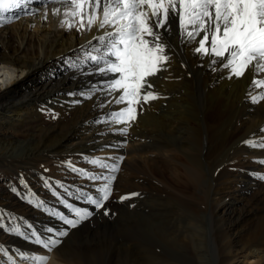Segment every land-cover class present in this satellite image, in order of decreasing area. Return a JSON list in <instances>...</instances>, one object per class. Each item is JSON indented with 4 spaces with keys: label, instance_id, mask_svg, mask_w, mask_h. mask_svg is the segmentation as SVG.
<instances>
[{
    "label": "bare ground",
    "instance_id": "6f19581e",
    "mask_svg": "<svg viewBox=\"0 0 264 264\" xmlns=\"http://www.w3.org/2000/svg\"><path fill=\"white\" fill-rule=\"evenodd\" d=\"M26 7L9 9L4 18L11 20ZM38 7L46 9L37 10L34 19L0 24V167L24 179L33 178L39 186L29 194L47 215L54 216L64 213L66 205L83 207L98 188L91 183L102 180L91 177H106L111 171L90 162L99 160L94 152L117 150L127 156L99 161L118 165L122 185H134L128 196L138 194V207L151 202L146 208L158 212L161 224L141 216L145 221V227L141 226L143 254L139 252L136 258L126 251L109 264H175V257L182 252L191 264H209L201 252L205 245L202 224L209 208L216 232L214 242L218 246L223 243L222 255L217 258L222 264L232 246L230 227L264 213V184L258 185L259 177L264 176V163L260 162L264 161V148L246 143L264 140V100L253 103L251 99L264 88L251 86L254 71L249 69L244 77L229 79L228 70L220 64L212 65L210 57L194 53L196 43H182L178 28L173 26L167 52L170 59L166 70L158 73L159 98L142 103L136 120L124 133L126 125L111 119V113L125 107L111 102L119 93L109 95L104 90L106 78L84 60L90 42L96 44L94 38L103 30L97 26L91 31L78 30V20L71 29L62 26L67 8L61 4L32 0L27 10ZM57 8L59 15L53 14ZM30 21L36 32L30 30ZM258 78H264V73ZM90 93L91 98H87ZM206 187L204 202H196L194 207L188 193ZM256 187L257 192L247 200L245 191ZM61 188L65 193L58 191ZM49 193L56 195L54 199L48 198ZM33 209L24 210L16 224L10 225L6 219V225L2 219L3 229L19 231H9V240L0 249L46 251L35 243L36 236L47 240L53 235L41 229L35 236L33 232L27 235L22 227L28 217L38 219L37 225L49 221L50 215L36 218ZM89 209L96 211L94 205ZM258 216L250 233L256 246L264 241V214ZM59 239L55 255L70 264H96L97 251L105 248L98 241L94 252L76 251ZM47 264L58 263L51 258Z\"/></svg>",
    "mask_w": 264,
    "mask_h": 264
},
{
    "label": "snow or ice",
    "instance_id": "6c2138e0",
    "mask_svg": "<svg viewBox=\"0 0 264 264\" xmlns=\"http://www.w3.org/2000/svg\"><path fill=\"white\" fill-rule=\"evenodd\" d=\"M31 2L0 0V24L11 22L3 15L9 9L26 7ZM48 2L67 8L62 26L71 29L76 27L78 20V30L91 31L93 26L103 30V34L94 38L96 44L90 42L84 60L106 78L104 90L109 95L119 93L111 102L125 107L111 113V119L114 123L126 125L122 129L124 133L136 120L138 106L159 98L149 90L152 84L148 78L166 70L174 25L178 26L182 43H196L194 53L210 57L212 65L220 64L222 69L228 70L229 79L244 77L252 69L255 77L251 86L264 88V78H258L264 73V0H41V3ZM25 14L34 12L29 10ZM53 14L59 15L60 9H55ZM96 90L93 86V91ZM87 98H91V93ZM251 99L253 103L264 100V92L251 96ZM246 143L251 147L264 148V140ZM90 162L102 168L110 167L112 172L118 171V165L109 166L99 160ZM91 178L105 181L97 188L95 198H87L99 209L109 199L115 177ZM259 178L264 179V176ZM66 206L78 218L60 215V219L70 227H76L81 220L92 215L87 209ZM48 231L53 232V236L47 240L36 236L35 243L52 252L61 242L59 237L67 235V231ZM20 256L32 260L33 264H47L48 260L47 256L29 257L23 253Z\"/></svg>",
    "mask_w": 264,
    "mask_h": 264
},
{
    "label": "rangeland",
    "instance_id": "374dc122",
    "mask_svg": "<svg viewBox=\"0 0 264 264\" xmlns=\"http://www.w3.org/2000/svg\"><path fill=\"white\" fill-rule=\"evenodd\" d=\"M32 5L37 6L39 5V3L32 4ZM28 7H29V4L27 5L26 9H21L19 13H16V14L14 13L15 16L13 15L14 18L12 17L10 23H15L19 19H27L30 17L33 18L37 10L40 13L46 9L43 7L42 8L38 7L35 10L33 9L31 10L32 12L34 11V14L28 15V14H25V12L29 11L27 10ZM15 18H18V19H15ZM4 24H9V23L6 22ZM29 24H30L29 28H31L30 30L34 31L35 28H33L31 25L33 24V21H30ZM42 24L43 22H40L39 26H41ZM176 28H178V26H176ZM36 30L37 29H35V32ZM159 77L161 76H158V73H157L155 77L153 76L151 79H149V82L152 81L150 82L152 84V87L155 86V88L150 89V91L152 90V92H154L155 94L158 91V86H161L159 85L160 83ZM156 78L158 80H156ZM137 110H140L139 106ZM2 132L3 131L0 127V134H2ZM204 141L205 143L206 142L208 143L206 139ZM94 153H95L94 155H96L99 160L109 159V158H115L119 160L120 158L123 159V157L127 156L126 154L119 153L117 152V150H113L110 148H101L98 152H94ZM221 168L222 166L219 167V169ZM119 171H120V168H118V171L116 172L109 171L108 175L106 176V177L114 176L115 179L111 183V195L109 196V199L104 202L103 207L99 209L96 208V211L92 212L89 208H91L93 204L88 202V199L84 201L86 204L83 202L84 203L83 207L77 206V208H80V209L88 208L87 210L91 212L92 215L81 220L77 224L76 227H70L69 225L65 224L60 219V215L66 216L69 219H78L77 217H75L74 214L70 212V209L67 208L65 209L64 213H58L60 215L56 213L54 214V216H51V213H48L51 217L49 218L47 217L49 221L46 222L45 224L37 225L36 222H38V219H33L31 217L24 219L23 220L24 223L22 224L24 233H26L27 235L32 232L37 234L38 232L37 230L41 229L42 230L41 232H44V230H46L44 233L48 232V234L53 235V232H49L48 229H53L54 232H60V231H65L64 228L69 227V230H67V235L62 237V239H64L63 242L65 246L67 247L69 246V248H72L76 251L77 250L82 251V252L85 249H89V251L94 252L93 249L95 248V245L97 244L99 245V243H97L98 241H101V244L105 246L106 249L104 248L103 251H99V252L97 251L96 259H98V261L96 260V264H109V263H112L114 260L117 261L119 258L118 255L120 254L121 256V254H123L126 251L130 252L131 255L133 254L134 257L139 256L140 254H143L142 240H144V234L143 232H141V226L145 227V221L140 220V217L144 216L150 222L151 221L158 222L159 219L156 218V214L158 212L151 211V208L149 211V207L146 208V206H150L148 205V203H151V202H146L145 207L142 206L144 208L143 211H142V207H138V204H139L137 203L138 202L137 199L139 197L138 194L133 195V196H128L131 193L129 192V190L131 188H134V185H132L131 187L128 186L129 188L127 187V185L126 186L122 185L123 184V181H121L122 176ZM257 173H259V171H257L256 174ZM168 174L169 172L166 173L167 176H169ZM66 176H70V175L67 174ZM104 182L105 181L102 179L97 184L96 182L95 183L93 182V184L91 183V185L94 187L97 186L99 188L102 186ZM213 182L215 183V179L213 180ZM83 184H85V182H83L81 186H83ZM263 184H264V179H260V181H258V185H263ZM35 185L37 186L36 182H33V178H31V180L24 179V177L18 176L17 174L9 172L5 168L3 169L0 167V223L3 222V220H5L6 225H9V223L11 225L12 222L13 224H16L17 219L19 217L24 216L23 211L28 210L30 208L32 209L33 207H34L33 210L36 211L35 217L37 215H42V217L47 215V210L42 208L41 207L42 205L38 204V202L36 203V201H34L35 198L33 199L32 195H30L31 194L30 191L32 189H35V188L38 189L37 187L39 185L37 187ZM46 185L48 186V183H46ZM206 189L207 187L204 189L202 188L193 189L191 192L188 193L189 195L188 199H191L190 200L191 202L192 200L193 202H195V204H193L194 207L196 206L197 203H200L201 201L202 203L204 202L202 198H203V195H205ZM258 189L259 188L257 187L253 189H247L245 191L247 193L246 194L247 200H249L248 198L252 197V194L257 192L256 190ZM125 190H128V193H125ZM58 191L60 193L61 192L65 193L64 189L62 188L59 189ZM57 195L59 196V194ZM97 195H98L97 191H94L93 198H95ZM54 196L56 195L52 196L50 193L48 194L49 199H54ZM126 196L129 198L121 199L122 197H126ZM47 201H51V200H47ZM238 204H241V203H238ZM58 208L62 209L61 206H59ZM105 211H107L108 213L107 215H105ZM210 211H211L210 208H209V211H206V216L207 215L208 216L206 217V219H204V222L202 224V226L204 227V233H205V237H204L205 247L203 246L204 249L202 248L203 250L201 249L202 250L201 252L205 256V260L207 261L206 263L218 264L219 261L217 258L220 256V254L222 255L221 253L222 248L220 246L223 245V243L219 242V246H218L217 242H214L215 237H216L215 236L216 232L213 231L212 229V224H211L212 218H211ZM195 214L199 218L200 215L197 214V211L195 212ZM262 214L264 213H262L261 211L258 213V215H262ZM258 215H254L253 216L254 218L244 220L237 227H234V226L230 227L228 232L230 235L229 241H231L232 246H231L229 253L227 255L225 254L227 259L224 262L222 261V264H264V241L262 240L263 242L260 245L256 246L254 242H251L250 240V233H251V230L254 228L255 224L258 222V219H257L259 217ZM6 219L9 220V223H8V220ZM159 224H161V222ZM184 225L186 226V224ZM9 237H10L9 230L3 229V227H1V224H0V245L4 246L5 243H7V241L9 240ZM145 239H148L147 236ZM156 247H158L157 248L158 251L161 249L159 245H157ZM0 250H3V251H0V264H11L12 261H14V264H32L30 259L21 258L20 253L23 251L21 252L18 251V253H16L17 250L15 249L8 250L6 249V247L5 248L3 247ZM139 252L140 254L138 255ZM35 253L43 254L44 256H47L48 260H50L51 258H54V262H57L58 264L59 263L60 264H70L61 259H57L55 255V251H52V252L45 251L41 253L40 251L30 252V251L25 250L23 252L25 256H29V257L34 256ZM183 254H186V253L182 252L181 254H179L180 256L178 255V257H175V260H177L176 261L177 263L175 264H180V263L181 264H191L183 256ZM12 256H14V258H12ZM9 257L12 258L11 261L9 260ZM206 258H208V260ZM103 259L105 260L103 261Z\"/></svg>",
    "mask_w": 264,
    "mask_h": 264
}]
</instances>
